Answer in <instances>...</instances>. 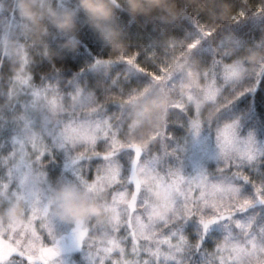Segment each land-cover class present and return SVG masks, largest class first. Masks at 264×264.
Instances as JSON below:
<instances>
[{"label":"snow or ice","instance_id":"6c2138e0","mask_svg":"<svg viewBox=\"0 0 264 264\" xmlns=\"http://www.w3.org/2000/svg\"><path fill=\"white\" fill-rule=\"evenodd\" d=\"M72 0H51L57 8ZM226 20H210L177 0L191 32L181 38L143 18L117 20L131 51L99 44L49 59L27 35L15 0H0V207L22 203L18 220L0 222V264H65L51 214L50 188L71 182L102 197L106 218L72 225L85 264H264V62L245 72L233 25L264 17V0H228ZM80 33L97 45L92 32ZM135 38V39H133ZM59 38H48L57 49ZM201 41H207L202 47ZM197 62L194 88L172 57ZM106 63L109 70L96 71ZM13 69H15L13 71ZM159 90L171 97L162 122L138 135L130 105ZM202 146L195 166L189 141Z\"/></svg>","mask_w":264,"mask_h":264},{"label":"clouds","instance_id":"9594fccd","mask_svg":"<svg viewBox=\"0 0 264 264\" xmlns=\"http://www.w3.org/2000/svg\"><path fill=\"white\" fill-rule=\"evenodd\" d=\"M208 15L210 20H226L231 6L228 0H185ZM16 13L27 25V35L46 50L49 59L62 52L74 53L80 46L79 33L86 26L96 40L109 52L116 54L126 49V32L117 20V5L131 19L143 18L161 26L167 34L172 25L185 18L184 10L177 7V0H72L71 6L57 8L51 0H15ZM59 38L57 49L48 45V38ZM0 49L15 55L17 42L11 36H0ZM245 72H252L264 62V47H245L237 56ZM175 70L183 73L182 90L194 88L197 81V62L190 57H172ZM96 71L107 72L109 65L98 63ZM171 102L167 93L155 90L151 95L138 98L130 105L138 123V135L147 136L162 122V114ZM51 214L68 224H81L90 220L102 223L106 218L105 206L99 194L85 191L71 182H61L49 190ZM22 203L16 202L6 208L0 207V222L20 217Z\"/></svg>","mask_w":264,"mask_h":264},{"label":"trees","instance_id":"16d2710c","mask_svg":"<svg viewBox=\"0 0 264 264\" xmlns=\"http://www.w3.org/2000/svg\"><path fill=\"white\" fill-rule=\"evenodd\" d=\"M15 8H16V5H15ZM119 15L125 19L128 18V15L125 12L119 13ZM177 23L185 25L183 30L175 29V28L172 29L171 34L176 36L177 38L183 37L185 35V32L192 31L191 25L188 24L186 20L181 19ZM87 31L91 32L88 28H87ZM145 32L149 33L151 37L154 39H160L159 25L154 22L147 21ZM231 35H232L233 40L238 44L252 45L260 41L261 38L264 37V17L245 19L241 21L240 23L233 25L231 28ZM79 38H80V41L84 42V44H86L89 48H96L100 44V42L97 41V45L95 46L91 45L90 41L87 40L86 37L82 35L81 33H79ZM207 43H208L207 41H201V46L206 47ZM125 50L131 51L132 49L128 47ZM104 51H105V54L108 52L106 48H104ZM84 52H85V48L83 44L80 43V46L76 52L66 53V59L68 60H70L73 55H76V61L73 62V68L81 66L85 62V59H88V62H90V57H86V55H77L78 53H84ZM14 70L15 69H13V71ZM194 142L196 141L190 140L188 144L192 146L194 145ZM60 242L61 241H59V245L62 248L63 245ZM75 256L77 257L78 255H75Z\"/></svg>","mask_w":264,"mask_h":264},{"label":"rangeland","instance_id":"374dc122","mask_svg":"<svg viewBox=\"0 0 264 264\" xmlns=\"http://www.w3.org/2000/svg\"><path fill=\"white\" fill-rule=\"evenodd\" d=\"M202 151V146L199 142H194V145L187 146V159L193 166L198 162L199 153ZM19 217H15L12 220H18ZM55 233L58 241H61V257L63 258L65 264H85L83 259V250L76 249L75 240L72 235V224L61 222L54 219ZM75 255H78L77 257ZM78 258V260H77Z\"/></svg>","mask_w":264,"mask_h":264}]
</instances>
